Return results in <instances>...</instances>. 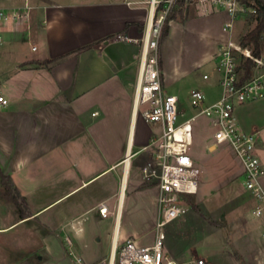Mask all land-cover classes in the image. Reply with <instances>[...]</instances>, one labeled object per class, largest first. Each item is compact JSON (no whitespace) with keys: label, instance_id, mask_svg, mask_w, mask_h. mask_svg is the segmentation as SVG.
<instances>
[{"label":"crops","instance_id":"1","mask_svg":"<svg viewBox=\"0 0 264 264\" xmlns=\"http://www.w3.org/2000/svg\"><path fill=\"white\" fill-rule=\"evenodd\" d=\"M147 2L0 1L6 11L24 6L29 11L28 19L5 21L0 28V95L7 102L0 108V174L12 182L29 212L19 219L0 184V264H74L75 258L107 264L127 238L142 246L153 242L157 187L143 180L141 169L152 157L156 128L136 114L133 101L140 45L107 41L117 34L140 39ZM213 11L200 22L203 27L215 19L216 28L211 36L200 31L207 48L195 68L214 63L216 47L234 37L221 31L226 14ZM244 19L236 20L242 24ZM126 24L131 25L125 29ZM171 24L160 46V68L164 91L179 100L172 86L185 72L164 58V42L174 31L194 29ZM261 72L252 69V76ZM204 75L201 80H208ZM218 80L216 74L189 93L202 92L204 105H210L221 95ZM234 118L239 132L256 134L255 151L264 168V97L235 107ZM193 122L192 140L198 132ZM205 123L211 126L204 117L199 124ZM220 147L238 165L242 186L241 165L227 146ZM217 148L211 138L209 150ZM199 168L204 183L206 172ZM261 185L264 190V175ZM100 205L106 217L99 215ZM257 221L264 231V221Z\"/></svg>","mask_w":264,"mask_h":264},{"label":"built area","instance_id":"2","mask_svg":"<svg viewBox=\"0 0 264 264\" xmlns=\"http://www.w3.org/2000/svg\"><path fill=\"white\" fill-rule=\"evenodd\" d=\"M180 1L185 3L187 0H149L147 21L140 39L117 34L107 40L140 45L133 98L134 111L156 128L150 139L152 157L142 167L141 173L144 181L157 187L156 200L159 209L153 242L142 246L134 239L127 238L118 245L107 264H182L165 251L163 228L186 215L188 205L184 197L195 195L203 183V172L195 163L191 152L192 122L197 116H203L210 121L212 147L227 146L241 165L242 186L253 202L251 215L264 221V190L261 185L264 168L255 151L256 134L239 132L234 118L235 107L264 97V54L254 58L248 47H242L231 38L219 44L213 57L214 71L219 76L218 83L221 88L219 99L210 105H204L203 93L192 90L188 100L196 114L178 122L179 100L176 96L167 94L162 85L158 43L165 18ZM199 2L204 8L226 14L228 20L223 24L221 31L228 35L232 32L234 20L255 16L258 10L253 0ZM28 17L27 6L11 11L0 8V28L5 21H21ZM1 45L0 37V47ZM240 58L251 60L254 64L253 70H260L261 74L251 76L240 83L241 73L237 70ZM206 78L204 75L203 79ZM6 105V100L0 95V108ZM98 213L101 217H106L104 205L98 207ZM262 238L264 240V231ZM65 244L70 245L68 238H65ZM74 264L85 263L80 258H75ZM185 264L206 263L203 259H198Z\"/></svg>","mask_w":264,"mask_h":264},{"label":"rangeland","instance_id":"3","mask_svg":"<svg viewBox=\"0 0 264 264\" xmlns=\"http://www.w3.org/2000/svg\"><path fill=\"white\" fill-rule=\"evenodd\" d=\"M83 1L80 0L81 3ZM142 5L148 7V2ZM207 10L199 0H187L183 6L175 9L174 20L169 22L173 29H194L193 32L174 31L164 42V58L185 72L182 79L176 80L172 86L180 100L178 122L194 114V109L189 105V90L196 83L208 85L216 77L213 62L194 67L207 48V40L200 39V31L211 36L216 28V20L213 19L203 24L206 31L203 30L200 22L214 12ZM253 25L254 22L246 19L242 24L234 20V37L231 39L238 42L239 37ZM203 74L209 79L201 80ZM201 120H204L203 116L193 122L198 132L194 133L191 152L195 163L206 172L205 182L190 199V204L195 205L196 209L187 204L186 215L163 228L165 249L182 264L198 259H203L206 264H264L263 228L251 218L253 203L241 186L240 169L226 147L209 150L212 129L208 123L200 125ZM1 205L4 204L0 202Z\"/></svg>","mask_w":264,"mask_h":264},{"label":"trees","instance_id":"4","mask_svg":"<svg viewBox=\"0 0 264 264\" xmlns=\"http://www.w3.org/2000/svg\"><path fill=\"white\" fill-rule=\"evenodd\" d=\"M257 7V13L255 16H247L245 17L246 21L254 22V25L251 29H249L245 34L239 37L238 43L242 47H248L251 50V54L254 58H259L263 56L264 54V0H253ZM183 1L178 2L173 9L170 11V13L165 18L164 24L161 29V34L159 38V47L161 46L164 39L168 36L169 31V22L174 20V11L176 8H180L183 6ZM131 24H126L125 29H127ZM137 29L140 31L142 28L141 26L137 25ZM46 63H50V61H47ZM254 67V64L249 59H239L237 70H239L240 74V83L248 80L252 76V69ZM0 184L4 188L5 192L9 195L11 201L15 205L17 212H18V218L24 219L29 217V212L27 210V206L25 203V200L23 197H21L15 187L13 186L12 182L2 176L0 174ZM192 198V195L185 196L184 201L186 204H189L193 209H196L195 205L190 204V199Z\"/></svg>","mask_w":264,"mask_h":264}]
</instances>
